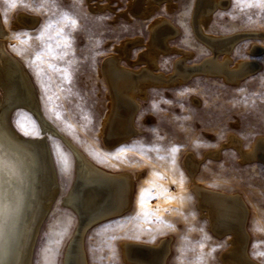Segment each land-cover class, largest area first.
<instances>
[{"label": "rangeland", "instance_id": "374dc122", "mask_svg": "<svg viewBox=\"0 0 264 264\" xmlns=\"http://www.w3.org/2000/svg\"><path fill=\"white\" fill-rule=\"evenodd\" d=\"M169 1L170 5L166 0H157L156 7L142 16L134 14L133 0H0V19L7 29L3 46L24 64L49 123L99 166L135 176L129 209L97 222L85 232L89 264H137L125 260L122 241L153 244L163 238H171L167 264H229L221 254L230 247L231 234L216 235L206 216L201 215L185 166L188 153L201 159L195 181L242 195L249 210L246 252L264 264V165L259 160L241 161L236 147L226 144L232 133L243 148L264 136V49L253 54L248 51L254 43L264 48V4L259 0H227L201 25L204 33L215 36L258 32L256 37L236 41L230 61V65L240 59L258 61L256 71L236 83L197 73L179 83L149 85L145 98L137 96L140 106L134 123L139 132L113 147L105 144L100 132L110 90L98 72L107 56L119 54L117 47L122 41L140 40L129 50V59L134 62L122 56L120 63L141 68L145 63L137 59L150 41L148 26L164 18L179 34L169 37L168 44L175 51L159 53L155 71L172 73L181 51L190 52L185 57L188 64L211 55L193 26L194 10L201 7L198 0ZM21 12L36 16V24L13 27ZM48 21L53 27L44 32L42 40L38 39ZM218 57L222 59L223 55ZM32 113L25 107L12 113L11 123L19 134L34 136L25 135L18 121L27 131L35 128L41 135L42 125ZM48 142L60 195L71 184L74 161L57 136L49 134ZM215 149H219L218 156L206 154ZM58 150L66 159L64 172L58 167ZM145 190L148 195L141 203ZM77 220L76 213L56 199L40 223L33 264H62L64 247Z\"/></svg>", "mask_w": 264, "mask_h": 264}, {"label": "bare ground", "instance_id": "6f19581e", "mask_svg": "<svg viewBox=\"0 0 264 264\" xmlns=\"http://www.w3.org/2000/svg\"><path fill=\"white\" fill-rule=\"evenodd\" d=\"M156 1L133 0L131 7L134 14L143 16L156 7ZM166 1L170 5V1ZM198 2L201 7L199 11L193 12V26L200 40L212 52L204 60L188 64L185 57L190 52L180 50L183 55L181 53L182 57L178 59L175 57L177 60H174L172 73L155 71L158 54L174 49L169 46L168 39L178 33L177 28L168 22L170 20L166 21L164 18L157 19L148 26L151 38L147 48L138 54L137 59L145 63L141 68L133 69L131 65L128 67L120 63L122 56L134 62L129 59V50L139 39L122 41L117 47L119 54L104 59L98 73L103 76L110 91L107 110L102 119L100 118V132L108 146L120 144L139 132L134 123L135 113L140 106L137 96L144 97L149 85L175 84L186 81L197 73L221 76L236 83L258 69V61L250 59H240L230 65L231 51L236 41L243 37H256L258 32H235L236 34L230 36L204 33L201 26L203 22H208L211 12L219 6H225L227 0ZM36 22V16L21 12L16 15L13 27L34 26ZM6 34L7 29L0 19V264H33L40 223L49 214L56 199L72 209L78 219L74 232L64 247L62 264H89L84 245L85 232L97 222L129 209L135 176L126 171L112 172L99 166L46 120L39 105L36 88L24 64L11 56L3 46ZM199 37L197 36L198 40ZM248 49L253 54L264 48L254 43ZM220 53L223 55L222 59L218 57ZM18 107H25L35 114L42 125L41 135L24 136L14 129L11 115ZM49 134L57 136L67 145L74 161L71 184L60 195L56 163L48 142ZM226 144L236 147L241 161L259 160L264 165V136H258L248 148H243L240 139L232 133ZM56 147L59 148L57 143ZM206 154L218 156L219 149ZM58 156V167L61 166V171L64 172L67 169L66 159L59 150ZM184 161L201 215L206 216L216 235H225L226 232L231 234L230 247L221 254L223 261L229 264H261L245 251L250 238L246 224L244 225L249 210L242 195L212 189L195 181L194 174L201 159L188 153ZM170 239L163 238L153 244L134 240L122 241L124 258L137 264H167Z\"/></svg>", "mask_w": 264, "mask_h": 264}, {"label": "snow or ice", "instance_id": "6c2138e0", "mask_svg": "<svg viewBox=\"0 0 264 264\" xmlns=\"http://www.w3.org/2000/svg\"><path fill=\"white\" fill-rule=\"evenodd\" d=\"M259 2L262 3V4H264V0H259ZM72 23H75V21H72ZM51 27H53L52 22H51V21H48L47 24H45L44 26H42L41 32H40V34L38 35L37 38L42 40V39L44 38V32H45L47 29H50ZM49 51H51V49H49ZM18 123L20 124V127H21L22 129H25V131H24V134H25V135H36V136L39 135V131H38L37 129L34 128V130H33L32 132H29V131L26 130V126H25V124L20 123L19 121H18ZM33 123H34V122H33ZM174 151H175V149H174ZM146 195H148V190H145V191L142 193V195H141V203L143 202V199H144V197H145ZM146 214H150V213H146Z\"/></svg>", "mask_w": 264, "mask_h": 264}, {"label": "water", "instance_id": "95a60500", "mask_svg": "<svg viewBox=\"0 0 264 264\" xmlns=\"http://www.w3.org/2000/svg\"><path fill=\"white\" fill-rule=\"evenodd\" d=\"M246 224V222L244 223V225ZM226 233H228V232H226ZM248 244V243H247ZM247 244H246V247H245V251H247Z\"/></svg>", "mask_w": 264, "mask_h": 264}]
</instances>
